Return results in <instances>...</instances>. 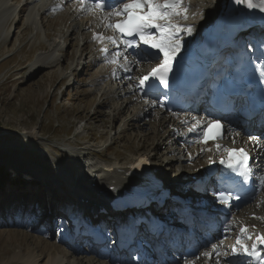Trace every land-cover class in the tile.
I'll return each mask as SVG.
<instances>
[{
  "label": "rangeland",
  "instance_id": "1",
  "mask_svg": "<svg viewBox=\"0 0 264 264\" xmlns=\"http://www.w3.org/2000/svg\"><path fill=\"white\" fill-rule=\"evenodd\" d=\"M39 1L46 4L48 0ZM191 1L195 2L189 11L192 18L206 20L207 16H202L205 13L210 15L212 1ZM24 3L25 0H0V167L2 172H6L0 179V264H23L26 258L31 264H75L76 260L70 254L78 255L79 250L71 248L69 251L62 245L50 222L59 210L68 213L72 209L71 205H64L67 200L75 201L73 191L69 189L74 185L73 177L70 178L73 185L65 183L70 180L68 175L82 178L84 169L92 166V173L98 176L95 170L103 169L106 162L110 167L113 164L112 167H123L138 155L149 154L152 166L165 183L177 188L178 183L185 180L194 181L192 187L187 186L183 190H190L192 195L199 197L197 177L203 173L206 157L211 153L199 151L193 138L195 134L188 131L190 126L201 121L197 115L188 116L185 112L171 116L162 113L160 107L146 109L144 102L152 101L147 98L129 104L136 94L126 91L132 85L138 86L136 78L142 73L138 69H145V65L132 66V71L126 72L122 67L123 60L120 64L110 63V53L107 56L103 54L99 42L90 38L93 28L85 31L79 28L75 34L76 23L86 22L91 13L76 19L71 13L77 5L69 2L58 13L50 10L43 14L38 2L34 8L40 12L36 11V23L34 19L31 23L29 15L32 8L19 13ZM65 12L69 13L68 22L62 18ZM190 26L196 28L194 20ZM55 39L62 49L50 48ZM84 43L89 47L82 53L80 49ZM46 57L52 58L53 64L38 69V61ZM127 73L134 79H128ZM65 75H70L67 80H64ZM169 133L168 141H164ZM31 134L36 135L34 140L29 139ZM156 134L160 139L146 140ZM232 140L233 137L229 139L230 142ZM157 141L165 144L160 152L156 151ZM170 142L174 143L171 147L167 146ZM260 142L264 143V138ZM107 146L109 149L105 151ZM95 151L102 153V158L89 156L90 153L96 154ZM172 159L175 160L174 166L168 167ZM171 169L174 172H170ZM13 171L18 177L32 171L35 176L39 175L40 180L36 179L37 185L19 181L13 186L15 179L10 173ZM182 171L184 176L180 174ZM92 173L77 182L82 184L87 179L92 187L106 181L110 183L109 171L103 172L108 174L103 182L97 179L92 183ZM56 182H62L65 190L56 188L55 191ZM47 184L52 190L42 188ZM83 184L84 189L91 187L85 181ZM110 185L107 189L98 190L96 195L109 193ZM258 197L257 201L239 211V214L247 216L243 218L249 219L253 212L264 214V195ZM232 218L229 223H224L225 234L231 235L223 241L226 251L229 247L227 242L233 244L239 230L238 225L232 224ZM261 227H264V222ZM53 244L60 247V252L53 248ZM103 255L99 252L95 255L98 257L79 256L84 257V264H91L89 258L95 260L92 264H111L109 259L103 261L99 258ZM116 264L131 263L124 260Z\"/></svg>",
  "mask_w": 264,
  "mask_h": 264
},
{
  "label": "snow or ice",
  "instance_id": "2",
  "mask_svg": "<svg viewBox=\"0 0 264 264\" xmlns=\"http://www.w3.org/2000/svg\"><path fill=\"white\" fill-rule=\"evenodd\" d=\"M82 6L81 11H95L99 9L105 11V0H78ZM237 5H244L248 9H258L264 13V0H235ZM87 5V7H85ZM110 11L102 17V23L107 30L116 33L115 35L97 34L94 39L101 44H111L115 51L111 53L110 63L120 64L121 60L125 63L122 65L124 71H131L128 64V57L132 55L127 53V49H140L141 46H147L148 49L154 52H136L135 55L140 59L135 61L139 66L141 63L151 64L155 66L147 72V74L138 77V85L141 89L150 85L152 81H158L165 89L169 87V77L173 72L174 64L177 57L180 56L185 45L184 35L191 36L194 32L192 26L182 24L180 21L189 19L188 13L190 6L186 0H121L119 6L112 9V5H107ZM120 19H116V18ZM135 38V39H132ZM105 55H108V48L101 49ZM264 67V65H262ZM264 74V73H262ZM128 79H134L129 76ZM147 96V93H144ZM146 102H148L146 100ZM153 107L156 106V100L151 101ZM163 107V104H161ZM187 123V122H185ZM199 121L195 125L188 128L189 132L197 130ZM222 124L219 120H213L200 131V136L203 143L207 144L210 140H216L222 137ZM215 130V131H214ZM252 140H257L256 137H251ZM217 151H222L227 154V159H221L220 163L225 165L232 173L242 178L241 184L247 185L253 177V169L250 161L252 157L244 149H228L221 148L216 145ZM211 151V149H209ZM147 159H142L140 167L147 164ZM258 186L264 190V175L257 177ZM244 197V192L234 190L231 185L223 187L218 195V202L227 207L232 206L233 201H240ZM253 198H255L253 194ZM264 219V217H256ZM232 224L235 225V218H232ZM230 230V228H229ZM252 243L249 244L248 242ZM223 241L211 244V251H204L194 254L193 262L186 260L185 264H194L195 259H199L200 255L207 258L215 257L216 264H220L222 257H227L229 252L222 248ZM264 234H253L247 226H239V232L235 239V244L231 247L232 255H246L255 257L264 264Z\"/></svg>",
  "mask_w": 264,
  "mask_h": 264
},
{
  "label": "bare ground",
  "instance_id": "3",
  "mask_svg": "<svg viewBox=\"0 0 264 264\" xmlns=\"http://www.w3.org/2000/svg\"><path fill=\"white\" fill-rule=\"evenodd\" d=\"M38 2L40 3L41 1H39V0H26V3L23 5V7L22 8H20V12L19 13H23L24 11H27V10H29V9H31L32 8V11L30 12V15H29V18L31 19H29L30 21H31V23L33 22V19H34V23H36V16L35 15H37V13H39L40 11H37V9H35L34 8V6H35V4L37 3L38 4ZM68 3V2H67ZM187 4L190 6V8H193V6H194V4H195V2H193V1H187ZM63 6H65V5H63ZM62 6V4H60L59 3V1L58 0H48L47 1V3L46 4H44V3H40V5H39V10L41 9L42 10V12H43V14L44 13H46V12H48V11H50V10H53V11H55L56 13H58V12H60L64 7ZM85 7H87V5H85ZM76 8H77V10H76ZM22 9V10H21ZM209 9V8H208ZM207 10V9H206ZM210 10V9H209ZM208 10V11H209ZM30 11V10H29ZM36 11H37V13H36ZM87 11H81V7L80 6H76L75 8H74V10H73V12L71 13V14H73V16L75 15L76 16V19L78 18V17H82L81 15L83 14V13H86ZM106 14H107V12H105ZM212 12L211 11H209V14H211ZM97 14H98V17H92V16H90L89 17V19L88 20H86V22H82V24H77L76 23V26H74V33L76 34V31H78V29L80 28L81 30H83V31H85L86 29L88 30V29H91V28H93L92 29V34H89L91 37L90 38H93V40H94V37H93V34H94V30H96L95 28H96V26L98 25L99 27H98V32H104V34L103 35H106V33L107 32H110V35H113V32L111 31V30H107L106 28H105V26H104V23H102V17H103V13H100V12H97ZM197 14H201V12H198ZM58 15V14H57ZM191 14H190V12L188 13V16H190ZM25 16V15H24ZM205 16H207L206 17V19L210 16H208L206 13L204 14V16H202V17H205ZM59 17V16H58ZM61 17V16H60ZM64 17V21L65 22H68V17H69V13H67V12H65V13H63L62 14V18ZM116 19H119V17L118 18H116ZM188 20H194V24L197 26V27H199L200 26V24H202L203 23V20L202 21H200V18H197V19H193V18H189ZM75 21V20H74ZM190 21V22H191ZM184 24H186V25H190V23L189 22H184ZM25 30H27V29H25ZM73 32V31H72ZM251 32H254V31H249L248 32V37H250L249 35H251ZM96 33H97V31H96ZM88 35V36H89ZM71 36H72V33H71ZM73 37V36H72ZM90 38H89V40H90ZM202 39H203V37H201ZM253 39H256L255 37L253 38ZM57 39H55L54 40V42L51 44V46H50V48H52L53 50H58V49H62L60 46H59V43L60 42H57L56 41ZM94 41H96V40H94ZM85 44V43H84ZM83 44V45H84ZM74 46L76 45V44H73ZM71 47H72V45H71ZM82 47V46H81ZM88 44L86 43L80 50L82 51V53H85L86 51H88ZM100 47V46H99ZM103 47H107L108 48V50L110 51V54L113 52V51H115V49H114V47L111 45V44H108V43H105V44H102L101 45V49L103 48ZM100 49V50H101ZM127 51V53H130L128 50H126ZM136 52H139V51H136ZM135 52V53H136ZM89 53V52H88ZM102 53H104V52H102ZM135 53H131L132 55H129V57L131 58L128 62V64H129V66L131 67V71H132V66H137L136 64H135V61L136 60H138V59H140V57H138V56H136L135 55ZM79 54V53H78ZM87 54V53H86ZM104 56V55H103ZM47 58V57H46ZM44 59V58H43ZM50 59H52V58H50ZM49 58H47V59H44V60H42V61H38V63H37V67H38V69H42V68H46V67H49L50 65H51V63L53 64V60L51 61ZM96 60H98L99 61V59H95L94 61H96ZM93 61V62H94ZM93 64V63H92ZM95 64V63H94ZM99 64V63H98ZM143 65V64H142ZM92 66V65H91ZM94 66H96V64L94 65ZM35 67H36V65H35ZM27 69V68H26ZM138 70H142V73H139V77H141L142 75H144L146 72L144 71V69H138ZM131 71H129V72H131ZM71 73V72H70ZM71 75H73V73L71 74ZM127 75H128V73H127ZM66 76V78H64V80H67L68 78H69V76L70 75H65ZM129 76V75H128ZM101 78H103V76H101L100 77V80H101ZM137 82H138V79H137ZM126 84H129V82H126ZM105 93V92H104ZM103 93V94H104ZM126 93H129V94H136L135 96H133V97H136V98H132V99H130V101H129V104H131V103H134V102H141V100H143L144 98L141 96V92H140V87H139V85L138 86H136V85H132L130 88H128L127 89V91H126ZM107 100V99H106ZM144 106H145V108L146 109H148V108H150V110H153V109H156V108H159L160 107V111L161 112H163V110H164V112L166 111L165 110V108H163L162 106H159V104L156 102V106L155 107H153V105H152V103H151V101H148V102H144ZM171 116H174V115H171ZM230 119V121L229 122H232L233 123V125H235V124H237L238 122H240V120H239V118L237 117V116H234V117H231V118H229ZM185 121H187V118L185 119ZM196 124V123H195ZM194 124V125H195ZM192 133V132H191ZM193 133L195 134V136H198V134H199V132L198 131H193ZM232 133V132H231ZM160 135V134H159ZM169 136H171V133H169L167 136H166V138H164V141H168V138H169ZM252 137H254L255 135H251ZM28 137H29V139L30 140H34L35 138H36V135L35 134H31V135H28ZM257 137V136H256ZM236 138V137H235ZM152 139L153 140H155V139H160L159 138V136H158V134H156V135H154V136H148V138H146V140H151L150 142H152ZM183 139V138H182ZM241 139V136L240 137H238V139L236 138L235 140H236V143H238L239 142V140ZM164 141H163V143H164ZM257 141V140H256ZM158 142V145H157V147H156V151H158V152H160L161 150H162V148H164V146H165V144H161L159 141H157ZM197 142V144L199 145L198 146V148H200V146L202 147V151H204V149H205V146H203V145H200L199 144V141H196ZM174 143L173 142H170L167 146H169V147H171L172 145H173ZM263 146V145H262ZM261 146V144H257V148H258V150L256 151V153H257V155L261 158V164H262V170H263V174H264V146L262 147ZM201 149V148H200ZM97 154H99L97 151H95ZM91 154H95V153H91ZM99 155H103V154H99ZM156 155H158V154H156ZM142 156H146L145 158H148V160L149 161H152V159L150 158V156H149V154L147 155V154H145V155H142ZM162 157V156H161ZM199 157V156H198ZM162 159V158H161ZM161 159H160V162H162L161 161ZM174 159H172L167 165H168V167H173L174 165H173V163H174ZM177 161H181V160H177ZM132 162V161H131ZM130 162V163H131ZM114 165V164H113ZM112 165V166H113ZM111 166V167H112ZM116 166H118V165H116ZM211 165L209 164L208 166H207V168L206 169H204V171H203V173H201L200 174V176H199V179H200V181L201 180H204V179H206V178H208V168L210 167ZM34 168V167H33ZM116 170H121V171H119V173L115 170V172L114 173H112V172H109L108 174H109V177H110V183H109V181H106V182H104V186H102L100 189H102V188H106V187H108L107 185H110V187H112L110 190H115V189H117L120 185L122 186V191H123V189H126V187L128 186L129 188H131L132 186H134V185H136V183L135 182H131V183H127V180H124V178H126L129 174V170H128V168H127V166H124V167H121V169H117L116 167H114ZM174 172V169H171L170 170V172ZM32 172V171H31ZM30 172V173H31ZM37 172V171H36ZM95 172L98 174V176H100V174H102L104 171L102 170V169H97V170H95ZM27 173V172H26ZM30 173H27V174H30ZM181 173H183V171L182 172H180V174ZM38 174V173H37ZM107 174V173H106ZM106 174H102V175H106ZM160 174V173H159ZM179 174V175H180ZM188 173H186V175H187ZM30 175H32L33 176V179L30 181V182H28V183H35V185H37L36 184V179L37 180H40V178H39V175L38 176H35V174H33V172H32V174H30ZM178 175V176H179ZM185 175V172L182 174V176H184ZM161 176V175H160ZM90 178H92V177H90ZM98 178H96V179H93L92 180V183L93 182H95V180H97ZM107 180H108V178H106ZM70 181L72 182V179H70ZM85 182H89L87 179H85L84 180ZM84 181L82 182V183H84ZM186 181V180H185ZM98 182H103L102 180H100V181H98ZM27 183V184H28ZM186 183V182H185ZM190 183H192V182H190ZM91 184V183H90ZM92 186V185H91ZM47 187H50L48 184L47 185H43V189L45 190ZM109 187V188H110ZM54 188H58L59 189V191L60 190H65V188H63V186L60 184L59 185V182L55 185V187ZM99 189V188H98ZM99 189V190H100ZM107 189V188H106ZM85 190H87V189H85ZM113 190H112V192L110 191L109 193H107V194H102L101 196H107L108 194H111V195H113V194H116V192H113ZM46 191V190H45ZM98 192V190L96 191V193ZM96 193H95V195H96ZM78 194H81V186H80V191H79V193ZM78 194H76V195H74V197H75V201L73 202V201H70L71 203H77L80 207H82V209L84 208L85 210H91L92 209V206L91 205H86V203H84L85 201H83L82 200V196H79ZM188 207L189 208H192V209H194V210H199L200 208H197V207H194V206H192V204H194V201L193 200H191V199H188ZM260 204V203H259ZM157 207V206H156ZM95 208H97V213H98V215H101L100 217H104L105 219H109L110 217H111V215H112V210L110 209V208H107V211L105 212V213H101L100 212V209H99V207H95ZM159 209V208H158ZM163 210H166V208H164ZM253 213H257V212H253ZM233 214H237V212H233ZM233 214H231V216L233 215ZM258 214V213H257ZM250 215H251V213H250ZM238 216V215H237ZM252 217V215L250 216V218L248 219H242V221H241V223L238 225V228H239V226H241V225H243V224H245L246 223V221L247 222H249V223H251V225L253 226V225H257V221L255 220V219H253V218H251ZM206 219V218H205ZM207 220V219H206ZM196 221V220H195ZM195 221H193L192 223H191V225H193V224H197V222H195ZM263 221H264V219H263ZM110 226H112V225H110ZM206 226V224H203V225H199L197 228H204ZM172 231H173V228H171V230H170V232L172 233ZM239 231V230H238ZM168 242H170V243H173L174 241L173 240H171L170 241V239L166 236L165 237V240H164V243L163 244H165L166 245V243H168ZM49 244V243H48ZM48 247H50V244L49 245H47ZM46 246V247H47ZM45 247V248H46ZM59 247V246H58ZM58 247H56V245H54L53 244V248L55 249V250H59L58 249ZM76 247H77V245H76ZM60 248V247H59ZM222 248L224 249V247H223V245H222ZM47 249V248H46ZM53 249V250H54ZM75 251V250H74ZM160 252H161V254H163V255H167L166 253H165V251L164 250H159ZM52 252V251H51ZM54 252V251H53ZM59 252H60V250H59ZM101 253H103V252H101ZM70 254V253H69ZM68 254V255H69ZM104 254V253H103ZM243 256H245V255H241V258H240V256L239 257H235V259H234V261H232V260H230V259H226V258H224V257H222L221 258V260H220V264H250V262L248 261V259H244V257ZM70 257L71 258H73V259H75L76 260V263L75 264H84V257H81V256H79V254L78 255H76V254H74V253H71L70 254ZM95 257H98V256H95ZM94 258V257H93ZM193 258H194V256H191V259L189 260V262H193ZM207 258V257H206ZM213 258H214V256L212 257V258H210V261H213ZM95 259H97V258H95ZM215 259V258H214ZM21 260V259H20ZM24 260V261H23ZM22 261H23V264H31V262H30V260L28 259V258H26V259H23ZM89 260H90V262H91V264L93 263V262H95V260L94 259H90L89 258ZM207 260H208V258L207 259H205V260H202V261H205L204 263L203 262H200V260H198V262L199 263H197V261L196 260H194V262L196 263V264H209V263H207ZM32 261V260H31ZM54 261H56V260H54ZM89 262V261H88ZM97 262V261H96ZM100 262V261H99ZM226 262H229V263H226ZM54 263H56V262H54ZM53 264V263H52ZM57 264V263H56ZM59 264V263H58ZM99 264V263H98Z\"/></svg>",
  "mask_w": 264,
  "mask_h": 264
},
{
  "label": "trees",
  "instance_id": "4",
  "mask_svg": "<svg viewBox=\"0 0 264 264\" xmlns=\"http://www.w3.org/2000/svg\"><path fill=\"white\" fill-rule=\"evenodd\" d=\"M2 173L0 172V177H1ZM1 179V178H0Z\"/></svg>",
  "mask_w": 264,
  "mask_h": 264
}]
</instances>
